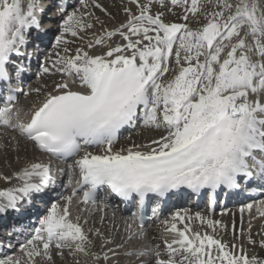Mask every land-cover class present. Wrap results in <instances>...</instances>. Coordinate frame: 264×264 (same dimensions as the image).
Segmentation results:
<instances>
[{
    "label": "snow or ice",
    "instance_id": "1",
    "mask_svg": "<svg viewBox=\"0 0 264 264\" xmlns=\"http://www.w3.org/2000/svg\"><path fill=\"white\" fill-rule=\"evenodd\" d=\"M78 2L83 9L107 11L97 0ZM128 3L138 14L126 5V22L109 30L100 21L103 31L74 50L66 36L83 41L82 33L94 29L92 19L99 18L79 9L68 13L61 4L64 18L55 48L63 54L46 56L37 71L53 78L51 86L25 92L12 87L13 77L19 80L26 71L14 57L30 60L33 55L21 49L27 48L32 30H41L38 0H0V83L8 85L9 93L0 106V129L5 135L15 132L42 153L71 159L69 170L78 176L71 195L62 197L63 204L52 203L20 245L23 255L5 254L0 264H56L55 257L63 260L66 254L109 264L120 255L116 248L123 244L103 251L113 241L99 229L85 230L80 216L73 217V200L81 191L83 205L95 206L97 192L106 188L124 201L135 200L142 211L152 198L171 201L182 190H207L214 207L218 191L238 190L242 180L264 182V0ZM154 6L162 10L153 13ZM177 8L181 22L167 21L166 13L176 15ZM17 92L43 95L24 112L17 106ZM138 123L162 134L146 144L116 148L121 130ZM0 178L21 182L0 189V213L18 211L20 203L57 183L51 164L44 162ZM246 208L251 212L253 204ZM195 221L212 234L194 230ZM161 223L172 237L163 241V253L156 245L125 255L153 258L141 264H264V258L249 256L242 245L218 238L217 229L227 231L228 225L210 215L177 211ZM93 236L101 238V252L92 251ZM247 240L264 248V238H252L251 225ZM74 264L81 262L76 259Z\"/></svg>",
    "mask_w": 264,
    "mask_h": 264
},
{
    "label": "bare ground",
    "instance_id": "2",
    "mask_svg": "<svg viewBox=\"0 0 264 264\" xmlns=\"http://www.w3.org/2000/svg\"><path fill=\"white\" fill-rule=\"evenodd\" d=\"M97 2L102 5L103 9L107 10L106 12L102 11L101 9L99 10V8H97V10H96V11H101V14L104 13V17L99 18V21L95 20L94 18L92 19V22L95 24V28L92 30H89L85 33H82V35L84 36L83 41L80 40L79 38H73V37H71L70 34H68L66 36V39L71 41V43H69L67 45L70 49L74 50L76 47H85L88 40L93 38V33L99 35L103 31L101 24H100V21L103 22V28H107L109 30L118 26L120 23L126 22L128 17H127V14L123 11V9L126 5L131 7L133 12H136L138 14V10L136 9V7L134 5L129 4L128 0H126V2L123 4L120 1L117 2L116 0L113 3L109 2V0H97ZM38 3H39V0H38ZM160 10L161 9L158 6H154L152 9V12L156 13L157 11H160ZM76 39H77V41H76ZM113 42H119L118 38H113ZM54 51H55V49H54ZM59 51H62V50H59ZM92 51L96 52V51H99V49H94ZM61 54H63V52H61ZM58 78L59 77H56V79H58ZM52 79H53L52 77H48V76H43V77L39 76V81H35L33 88H37V87L43 88V85H45V84L51 86ZM42 95H43V92L41 93L40 96H38L34 92L33 94H30L29 96L26 97L27 100L26 99L22 100L23 97H21V99L17 103V106L20 107L21 109H23L24 112H27L29 110V108L34 103L38 102L39 99H42ZM7 131H11V130H7ZM140 131L141 132L138 133L136 135V137H132L131 139H128V141L125 142L122 146L116 145L115 147L116 148L129 147L133 143H135V144H146V143H149L151 141V139L158 138L162 134V132L155 130V129H147L146 128V129H142ZM12 138H13V136H8L7 134L5 135L4 131L0 132V175L14 176V173H16L20 169L24 168L25 166H27L33 162H39V160L37 159L38 152L35 150V148H32L30 143H26L24 141H21V138L18 136H15V139L14 138L12 139ZM9 139H11V140H9ZM132 139L134 141H132ZM97 151H99V150H97ZM15 156H16V159H15ZM28 160L30 161L29 164H27ZM14 179L15 178H13L10 182H7L4 179L0 178V189L11 188L14 186H18L21 183L19 181L17 184H14L13 183ZM23 209H21V210H23ZM194 214H190V215H194ZM72 215H73V217H75L76 215L80 216L81 223L84 225L85 230L90 229L89 227H90V223L92 221L97 226L96 229L100 228V231L101 232L103 231V233L105 234V238L111 239L113 241L112 244H109V245H107V247L103 248V251H107L108 248H114L113 247V245H115L114 242H116V243L119 241L123 242L124 240L127 239L126 235L128 234V236H129L132 233V230L130 232H127V230H126L127 234L124 235L122 233L121 228H120L119 233L116 237L119 241L117 239L113 240L111 233L114 234L115 230L113 232H111L112 231L111 225H113V226L116 225V227H117L119 224H118V222L113 220L110 215L106 216V218H109V222H106L105 219L101 220L100 215H98V216L94 215L90 218H87L86 215H82L81 213H73V211H72ZM213 219L222 221L224 224L228 225L227 231H223V230H220L218 228L217 232L215 234L218 238H221L224 242L228 243L229 245L236 242V239H238L239 236L241 235V229H243V232H244V228H243V224L245 223L244 219L240 217V215L236 212V210H231L227 216L224 215L221 217H215ZM263 219L264 218H256V217H251L249 219V223L252 226L251 227L252 238L257 240V242H259L260 239L264 238V236H261V234H260V236L258 235V233H260L259 229L263 228V224H264ZM84 221H87V223L85 224ZM233 225H235V236L233 235ZM179 226L182 227V225H179ZM192 227L194 230L201 231V232H208L209 234H212V229L208 228L206 225H201L199 223V221L193 222ZM206 228L210 229V231L209 230L206 231ZM92 230L94 232L95 228H93ZM161 235L163 236V235H165V233H163V234L160 233L159 236H161ZM166 236H169V235L166 234ZM93 239L95 240L96 247L93 248L92 251L101 252L102 251V249H101V243H102L101 238L93 236ZM150 243H151V239H150V237H147L146 240L144 241V246L146 245L145 247H150ZM246 249L251 250L255 255L257 254L258 257L264 258V248H261L259 246V243H257V245H255V246L247 243ZM254 254H252V255H254ZM109 255H111V253H109ZM76 259L80 260L81 264H93V260L91 257L77 256L74 258L72 256H68L67 254L63 260H61L59 257H55L56 264H62V263L63 264H74V260H76ZM118 259H120V257H118L117 259H115V257H113V259L109 262V264H119ZM70 260H71V262H70ZM142 260L143 261H150L149 257L143 258ZM142 260H140V261H142ZM138 262H139V260L134 261L131 264H137ZM102 264H103V262H102Z\"/></svg>",
    "mask_w": 264,
    "mask_h": 264
},
{
    "label": "rangeland",
    "instance_id": "3",
    "mask_svg": "<svg viewBox=\"0 0 264 264\" xmlns=\"http://www.w3.org/2000/svg\"><path fill=\"white\" fill-rule=\"evenodd\" d=\"M115 0H109V2H111V3H113ZM117 2L118 1H120L122 4L123 3H125L126 2V0H116ZM103 3V2H102ZM75 10H77V9H75ZM95 10V11H94ZM97 10V8H90V9H84V10H82L81 12H85V13H87L88 11H91V12H93L94 13V17H98V18H102V17H104V13L103 14H101V11H96ZM100 10V9H99ZM162 10V9H161ZM160 10V11H161ZM79 11H80V9H79ZM175 12H176V15H172L171 13H166V16H165V19L167 20V21H173V22H181V20H180V17H181V15H182V13H181V10L179 9V8H177L176 10H175ZM86 19H87V16H86ZM70 39V38H69ZM72 40V39H71ZM74 40V39H73ZM76 41H77V39H76ZM59 50H61V49H57V50H55V51H59ZM62 52V51H61ZM27 97V96H26ZM26 97H23L22 98V100L23 99H26ZM27 100V99H26ZM9 132V131H8ZM125 139H123L121 142H123ZM26 149V148H25ZM28 150V149H27ZM29 151V150H28ZM31 151V150H30ZM30 155V154H29ZM15 159H16V156H15ZM30 163V161L28 160L27 161V164H29ZM19 181L18 180H16V179H14L13 180V183L14 184H17ZM251 224L249 223V220L247 221V223H244L243 224V228L244 229H248L249 228V226H250ZM91 226V225H90ZM247 227V228H246ZM104 228V227H103ZM246 230H244V232H245ZM103 232V231H102ZM112 232V231H111ZM244 232H243V234H244ZM219 236V235H218ZM220 237V236H219ZM225 237V236H224ZM240 238H241V235L239 236ZM117 238L115 237V240H116ZM118 240V239H117ZM247 243H248V240H247V242H246V244H245V247H244V249H245V251H247V253H248V255L249 256H251L252 254L249 252V251H251V250H248V249H246V245H247ZM250 253V254H249ZM255 255V254H254ZM257 255V254H256ZM118 257H121V255H118L117 256V258ZM117 258H115V259H117ZM67 260V259H66ZM128 258H126V263H128ZM70 262H71V260H70ZM116 263V262H115ZM63 264V263H62Z\"/></svg>",
    "mask_w": 264,
    "mask_h": 264
}]
</instances>
